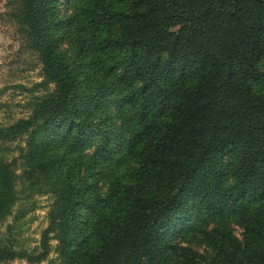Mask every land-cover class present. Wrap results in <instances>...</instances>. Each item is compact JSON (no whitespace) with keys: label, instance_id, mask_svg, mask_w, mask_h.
<instances>
[{"label":"trees","instance_id":"trees-1","mask_svg":"<svg viewBox=\"0 0 264 264\" xmlns=\"http://www.w3.org/2000/svg\"><path fill=\"white\" fill-rule=\"evenodd\" d=\"M20 1L55 89L0 139L29 135L25 176L54 202L40 247H4L0 261L40 262L57 240L62 264H264V0H81L75 44L93 64L87 94L57 51L59 0ZM112 107L115 116L91 119ZM102 164L105 193L97 180L90 192L76 185ZM13 179L0 160V221L16 203ZM185 226L203 250L173 244Z\"/></svg>","mask_w":264,"mask_h":264},{"label":"rangeland","instance_id":"rangeland-1","mask_svg":"<svg viewBox=\"0 0 264 264\" xmlns=\"http://www.w3.org/2000/svg\"><path fill=\"white\" fill-rule=\"evenodd\" d=\"M80 1L59 0L58 2L63 24L56 33L57 51L63 54L68 62L78 67L82 92L87 94L91 90L90 86H87L88 72L93 70V64L89 57H81L82 52L76 50L75 31L83 20L80 15L81 9L78 8ZM22 7L20 0H0V130H5L19 120L29 119L37 104L55 89L54 83L46 82L41 54L32 48L31 37L20 19ZM262 68L264 70V63ZM96 78H100L99 75ZM115 114L113 107L107 111L92 110L91 119L98 122L101 118H109ZM112 120H117L119 123L120 119L116 115V119L110 121ZM28 137V134H24L10 140L0 139V160L11 166L14 173L13 189L17 198L13 212L0 221V250L11 246L16 252L36 251L40 247L43 232L49 225L53 195L40 191L37 188L38 184L32 185L25 176L24 155L27 152ZM42 139H49L55 144L58 137L50 136ZM98 141V136L95 135L91 147L83 152L82 157L91 156ZM70 156V162L81 158L78 154ZM233 159L234 155L229 153L222 157L221 162L227 166ZM101 166L96 170L99 175L94 177L86 173L76 175V185L87 188V192H90L93 189L91 184L97 180L98 189L105 193L112 176L109 173V165ZM187 224H192V220ZM232 226L235 234L240 239L243 238L244 228L236 221H232ZM196 232L195 229H188L186 226L179 229L174 236L173 244L193 246L203 250L204 247L193 241ZM51 244V252L40 262H29L26 258L15 257L3 259L0 264H62L57 252L58 241L52 240ZM172 256L174 260H179L177 250L172 252Z\"/></svg>","mask_w":264,"mask_h":264}]
</instances>
